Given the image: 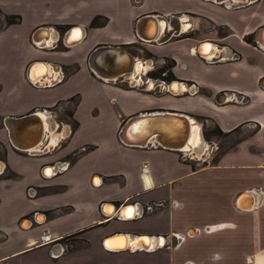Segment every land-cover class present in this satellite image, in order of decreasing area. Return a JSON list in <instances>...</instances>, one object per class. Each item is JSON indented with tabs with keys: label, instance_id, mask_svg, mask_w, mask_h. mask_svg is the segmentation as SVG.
Listing matches in <instances>:
<instances>
[{
	"label": "crops",
	"instance_id": "crops-1",
	"mask_svg": "<svg viewBox=\"0 0 264 264\" xmlns=\"http://www.w3.org/2000/svg\"><path fill=\"white\" fill-rule=\"evenodd\" d=\"M12 15L19 20L8 24ZM0 16V263L49 246L60 255L70 238L131 259L160 253L169 264L197 254L196 242L186 243L190 229L212 226L209 239H264V47L257 42L264 0H0ZM96 17L101 24L92 26ZM176 18L181 32L160 41ZM68 31L83 36L68 44ZM206 44L213 47L207 55ZM106 48L145 69L104 77L94 65L105 62L99 50ZM165 112L199 128L207 145L201 157L155 141H121L130 118ZM31 113L42 120L22 130L21 141L29 145L37 124L51 128L50 138L26 152L11 144L5 121ZM63 125L66 136L57 142L51 132ZM248 192L258 204L240 208ZM159 200L167 203L159 228L148 217L130 223L144 215L119 217ZM121 233L156 244L102 248Z\"/></svg>",
	"mask_w": 264,
	"mask_h": 264
},
{
	"label": "rangeland",
	"instance_id": "rangeland-1",
	"mask_svg": "<svg viewBox=\"0 0 264 264\" xmlns=\"http://www.w3.org/2000/svg\"><path fill=\"white\" fill-rule=\"evenodd\" d=\"M0 26H1V16H0ZM138 63V62H137ZM141 67L143 66L140 64ZM168 66V64H167ZM146 67H149L146 65ZM145 68L144 66L142 69ZM141 71V70H140ZM152 85V84H151ZM65 125L62 127L60 133L53 130L51 133L54 134L57 138V142L65 138ZM210 131H206V136L210 138ZM193 134H191L192 137ZM203 141V139H202ZM204 142V141H203ZM205 147H207L204 142ZM189 149V148H188ZM205 150V149H204ZM203 151H195L194 149L190 150V153L201 157ZM153 213H147L144 215L143 220L133 221L132 225L137 227L142 224L143 221L151 219V226L154 228H159L160 225L165 223V213L162 211L159 215H152ZM58 213V212H57ZM152 215V216H151ZM148 220L145 223H150ZM113 224H116L114 222ZM219 227V225H217ZM223 227L221 226L220 229ZM259 228V229H258ZM200 233H191L192 230L185 233V237L189 241H195V248L197 249V254L190 258L189 264H264V239L252 238V233L248 235L247 239L240 240L236 239L235 235H227L224 238L220 237H211L209 239L208 233H211V230L205 231L204 227H201ZM262 230L261 226H257L256 231ZM217 231V230H216ZM215 232V231H214ZM192 234V235H191ZM73 241L69 243L62 244L61 253L58 257L52 255L51 247L49 246L46 250H38L36 252L18 254L17 257L10 259L11 264H169V259L165 258L162 254H150L146 255L142 253L138 258H127L126 256H116L100 250V246H91L89 248H82L80 242L74 241L75 238H70ZM68 239V241L70 240ZM180 240H183L180 238ZM175 240L170 241V246L172 243H175ZM180 243H177L179 247ZM104 248L103 244H101ZM203 249H208L206 252ZM210 250V251H209ZM188 260V259H187ZM193 261V262H192ZM185 262V263H187ZM2 264V263H0ZM9 264V263H3Z\"/></svg>",
	"mask_w": 264,
	"mask_h": 264
},
{
	"label": "water",
	"instance_id": "water-1",
	"mask_svg": "<svg viewBox=\"0 0 264 264\" xmlns=\"http://www.w3.org/2000/svg\"><path fill=\"white\" fill-rule=\"evenodd\" d=\"M181 21L176 18L172 22V29L170 31H167L165 36L161 39L160 41H165L168 37L173 35L174 33H180L181 32ZM73 33H70L69 31L67 32V35L65 37V42L68 44L74 43L72 41L73 39ZM156 37V35H155ZM155 37L148 38V40H151ZM257 39H258V44L262 47H264V27L260 29V31L257 34ZM76 42V41H75ZM203 46V45H202ZM201 48V46H200ZM103 55H106V60L102 64H95L94 68L104 77L107 78H114L118 76L119 74H124V73H130L133 72V64L135 59L126 54L124 51L120 50L119 48H106V49H100L99 50ZM97 51L96 54L99 52ZM201 52V50H200ZM119 59L125 60L126 63L122 67H119L117 70L112 71L114 68L110 66H115V64L119 61ZM134 59V60H133ZM106 64L107 71L102 67ZM110 70V71H109ZM121 70H123L121 72ZM117 71V73H115ZM39 84V82H37ZM171 86L170 90L171 91ZM39 115L31 113L29 115H26L24 117H19V118H8L5 121V124H7L8 127V132H9V139L11 144H13L16 148H19L21 150H24L26 152H33V150H30V148L27 147V142L21 141L20 135H22L23 131L25 128L29 127V125H32L33 123H37L39 121ZM185 116L183 115H178L175 113H150V114H145V115H139L133 118H130L120 129L119 132V137L121 141L127 145H135V146H145L148 144H151L152 141H155L156 144H159L163 147L169 148V149H176L180 151L186 152L185 149H182V144L187 141L188 135H189V127L193 124L190 122V126L184 119ZM187 118V117H186ZM190 121V120H189ZM38 126V124H37ZM32 127L33 129V136L31 140H28L30 142L29 144H35L38 142L37 146L40 145V143L43 141L45 138V135H47L50 131L46 130L44 131V135L40 137V130L38 127ZM142 130V136L148 134V135H155L153 136L149 141L143 142V143H134L133 139L135 137V132H138V129ZM53 129V128H52ZM155 133V134H154ZM49 136V134H48ZM141 137V134H139ZM150 137V136H149ZM50 138V136H49ZM136 140V139H135ZM139 140V139H138ZM50 141V139H49ZM51 142V141H50ZM36 147V146H35ZM51 170V169H50ZM241 197L239 198V200ZM239 203V202H238ZM240 208L243 209H252L255 205L252 204V206H241L238 205ZM129 209H131V206H128ZM123 210L120 211L119 217L121 219H132L137 216V213H135L134 216H131L130 218H124L123 217ZM121 235H126V234H114L113 236L107 237L103 241V245L107 249H111L105 245L106 240L110 238H114L116 236H121ZM143 237H148V236H139L136 238V240L143 238ZM162 238V237H161ZM132 248V247H129ZM143 249H149L147 247H139ZM128 249V248H127ZM134 249V248H132ZM114 250V249H113Z\"/></svg>",
	"mask_w": 264,
	"mask_h": 264
},
{
	"label": "bare ground",
	"instance_id": "bare-ground-1",
	"mask_svg": "<svg viewBox=\"0 0 264 264\" xmlns=\"http://www.w3.org/2000/svg\"><path fill=\"white\" fill-rule=\"evenodd\" d=\"M180 28L182 29V26L180 25ZM153 29V28H152ZM83 30V29H82ZM156 31H157V29H156ZM154 33V32H153ZM155 35H156V33H154V34H149V35H146V37H148V38H152V37H155ZM82 36L83 35H77V37H75V38H73L72 39V41L73 42H75V41H78V40H80L81 38H82ZM264 43V42H263ZM212 49H213V47L211 46V44H209V45H207L206 44V46L204 47V49H203V51H202V53L203 54H205V55H207V54H209L211 51H212ZM134 60V59H133ZM127 62V61H126ZM125 62V60H121V59H119V61L115 64V70H117L119 67H122L123 65H124V63H126ZM103 67V66H102ZM143 67V66H142ZM142 67H141V65H140V63H137V62H134V64H133V66H132V68H133V71L134 72H139L140 70H143V69H145V68H143L142 69ZM104 68V67H103ZM111 68H112V66H111ZM147 68V67H146ZM105 71H107V68H105ZM110 71V70H109ZM118 71V70H117ZM117 71L115 72V73H117ZM123 70H121V72H122ZM108 72V71H107ZM49 73V72H48ZM52 73V72H51ZM55 76H56V74H55ZM39 119L40 120H42V117H39ZM184 119H185V121L188 123V125L190 126V121L188 120V118H186V117H184ZM43 133H44V126H41V129H40V135L42 136L43 135ZM139 134H141V137L139 136ZM155 134V133H154ZM191 134H193L192 135V137H191ZM54 135V134H53ZM150 136V137H149ZM153 136H155V135H148V134H146L145 136L143 135L142 136V130L139 128L138 129V132H135V137H134V139H133V142L134 143H143V142H146V141H149ZM136 139V140H135ZM139 139V140H138ZM38 142H36L35 144H37ZM35 144H29V145H27V147H31V146H33V145H35ZM182 149H185L186 151H188V150H191V149H194L195 151H197V152H199V151H204V149H205V144H204V142L202 141V137H201V134H200V130H199V128L197 127V126H195V124H192L190 127H189V135H188V138H187V141L185 142V143H183L182 144ZM189 148V149H188ZM51 171H53V168H51V170H49L48 171V174L51 172ZM248 195V197H249V195L251 196V198H252V200H251V198H249V202L251 203L252 202V204L253 205H256V204H258V202L255 200V198H254V195H251V193H245L243 196H242V198L241 199H244V197L246 198V196ZM241 199L239 200V204L242 206V203H241ZM252 204H251V206H252ZM108 211L109 212H111L112 210H111V208H109L108 207ZM138 213V212H137ZM195 233V230H192L191 231V233ZM192 235V234H191ZM121 239H122V241H123V244L122 245H120V246H113V245H111L110 243H111V240L112 239H108V240H106V242H105V245L107 246V247H110V248H117V249H121V248H125V249H127V248H129V247H132V248H134V249H139V247L141 246V247H147V248H149V249H151L152 248V246H155V241H153L152 242V239L151 238H149V237H143V238H140V239H138V240H136V238H134V239H130L128 236H126V235H121V236H119ZM179 238H182V237H179ZM152 243H154V244H152ZM165 243V240L162 238L159 242L157 241V244H164ZM124 249V250H125Z\"/></svg>",
	"mask_w": 264,
	"mask_h": 264
},
{
	"label": "built area",
	"instance_id": "built-area-1",
	"mask_svg": "<svg viewBox=\"0 0 264 264\" xmlns=\"http://www.w3.org/2000/svg\"><path fill=\"white\" fill-rule=\"evenodd\" d=\"M233 56L237 57V53L234 52ZM60 107H62V105H58V108L60 109ZM86 150V147H82L80 148L76 153H74V156H77V155H80L83 151ZM54 170V169H53ZM166 201L164 200H159V201H150V202H147V203H144L143 204V209L141 210V212L138 214L137 213V216L139 215H146L147 213H153L157 210H161L164 206H166ZM174 205H177V203H175V201L173 202ZM106 205H104L105 207ZM137 212V211H136ZM212 229V226H205L204 227V230L208 232V230H211ZM195 232L196 233H200L201 232V229L200 228H196L195 229ZM177 238H179L178 235H176ZM54 257H58L59 254H55L53 253L52 254ZM185 264H189V262L185 263ZM191 264V263H190Z\"/></svg>",
	"mask_w": 264,
	"mask_h": 264
},
{
	"label": "trees",
	"instance_id": "trees-1",
	"mask_svg": "<svg viewBox=\"0 0 264 264\" xmlns=\"http://www.w3.org/2000/svg\"><path fill=\"white\" fill-rule=\"evenodd\" d=\"M18 20H19V17H18V16H15V15L7 16V23H8V24L15 23V22H17ZM100 24H101V22L99 21V17L94 18V19L92 20V22H91V25H92V26H98V25H100ZM247 39H249V38H247Z\"/></svg>",
	"mask_w": 264,
	"mask_h": 264
},
{
	"label": "flooded vegetation",
	"instance_id": "flooded-vegetation-1",
	"mask_svg": "<svg viewBox=\"0 0 264 264\" xmlns=\"http://www.w3.org/2000/svg\"><path fill=\"white\" fill-rule=\"evenodd\" d=\"M159 73H160V75H162V76H164V75H165V73H164V72H162V71H160ZM158 242H159V241H158Z\"/></svg>",
	"mask_w": 264,
	"mask_h": 264
}]
</instances>
